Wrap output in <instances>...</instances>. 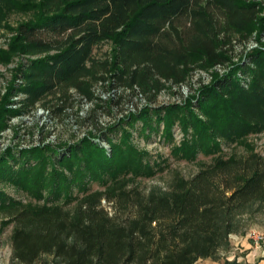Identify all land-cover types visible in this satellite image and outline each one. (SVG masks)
<instances>
[{"label":"trees","instance_id":"1","mask_svg":"<svg viewBox=\"0 0 264 264\" xmlns=\"http://www.w3.org/2000/svg\"><path fill=\"white\" fill-rule=\"evenodd\" d=\"M3 10L34 12V20L18 26L11 51L27 57L19 69L22 106L54 101L53 112L69 105L73 89L91 97L94 81L109 80L101 72H111L114 86L145 91L162 80L183 83L196 60L224 63L222 44L233 33L264 32V0H0ZM104 42H112L114 52L97 58L95 49ZM239 66L201 89L203 117L192 98L176 106L185 112V129L206 146L264 130V48ZM174 107L166 111V126ZM151 113L138 115L147 127ZM49 150H30L38 166L20 172L4 158L0 178L22 182L35 169L55 184L56 196L87 175L110 172L115 178L105 189L84 192L74 209L56 201L24 203L0 191V213L14 223L18 264H197L229 246L237 210L264 200V156L250 146L244 154L217 156L190 178H176L167 195L147 194L117 177L134 159L132 149L108 150L87 138L63 153ZM74 164V179L59 169Z\"/></svg>","mask_w":264,"mask_h":264},{"label":"rangeland","instance_id":"2","mask_svg":"<svg viewBox=\"0 0 264 264\" xmlns=\"http://www.w3.org/2000/svg\"><path fill=\"white\" fill-rule=\"evenodd\" d=\"M34 19L33 10L0 12V161L6 158L15 172L38 166L30 150L39 147L49 150L45 148L51 147V150L63 153L71 146L92 138L108 150L113 145L132 149L130 158L134 159L121 166L117 176L126 179L129 187L137 186L147 194L167 195L171 193L176 178L192 177L203 165L212 162L219 155L228 157L244 154L250 146L264 156V130L250 133L238 141L218 138V144L209 143L206 146L203 138L195 135L191 127L185 129V112L176 107L186 105L192 98V107L203 117L197 107L201 89L212 83L217 76L230 73L234 68L241 70L240 64L247 61L255 50L264 48V32L256 29L246 36L233 33L232 40L222 44V51L226 54L224 63L205 65L202 60H196L190 65L183 83L162 80L158 87L146 91L141 87L124 86L116 98H105L103 94L113 86L112 74L101 72L98 76L108 77L109 83H102L100 79L94 81L90 87L91 97L73 89L69 105L62 111L53 112V108L57 106L54 101L47 106L38 105L34 109L25 108L21 102L25 95L19 91L23 82L19 69L27 57L14 53L11 47L18 26ZM7 52L9 58L5 56ZM113 52L114 44L104 42L95 49V56L106 58ZM83 96L91 101L90 109L85 114L81 113ZM131 103L136 110L128 112ZM173 106L176 110L169 116L171 124L166 126V111ZM143 109L152 112L149 127L142 118H138ZM78 165L74 164L72 169L66 166L59 169L74 179L76 172L73 170ZM52 166L48 160L46 175L51 174ZM114 178L110 172L102 173L99 178L87 175L80 183H74L73 180L69 190L62 189V194L56 196L55 184L47 177H38L33 169L25 179H21L22 182L1 177L0 191L24 203L56 201L74 209L84 192L105 189ZM82 183H85L84 189L81 188ZM68 192L70 196L66 195ZM103 204L108 210H113L111 203L105 199ZM233 220L235 230L230 234L229 246L221 249L218 258H210L224 264H251L247 255L255 249L259 254L256 258L264 260V240L257 244L249 237L251 230L264 236V200H255L237 210ZM13 230L14 223H7V218L0 213V264H18L13 259ZM242 238L251 247L246 248L242 244ZM240 255L245 259L241 260ZM47 258L52 259L50 256Z\"/></svg>","mask_w":264,"mask_h":264},{"label":"built area","instance_id":"3","mask_svg":"<svg viewBox=\"0 0 264 264\" xmlns=\"http://www.w3.org/2000/svg\"><path fill=\"white\" fill-rule=\"evenodd\" d=\"M101 82L107 84L110 81L108 80L106 82H103V81H101ZM120 91H121V87L120 86H114L113 85L112 88L107 93L103 94V97H105V98H108V97L109 98H116L119 95ZM90 106H91V101L88 100L86 97H84L83 108L81 110V113L85 114L90 109ZM134 110H136L135 105L133 103H131V105L128 106V112H131V111H134ZM48 111H50V109H48ZM249 237L251 239H253L257 244L262 243L263 240H264V236L261 235L256 230H251L249 232Z\"/></svg>","mask_w":264,"mask_h":264},{"label":"crops","instance_id":"4","mask_svg":"<svg viewBox=\"0 0 264 264\" xmlns=\"http://www.w3.org/2000/svg\"><path fill=\"white\" fill-rule=\"evenodd\" d=\"M243 239V238H242ZM242 244L246 247V248H249L251 247V244H249L248 241L246 240H242ZM243 250V249H242ZM259 254H257V251L254 249H252L250 251V253L247 255V259H248V262L251 263V264H264V260H259L258 258H256V256H258ZM259 257V256H258ZM240 259H245V257H242L240 255ZM240 260V261H241ZM258 261V262H257ZM197 264H224L223 262L221 261H216V260H213L212 258H201L198 260Z\"/></svg>","mask_w":264,"mask_h":264}]
</instances>
